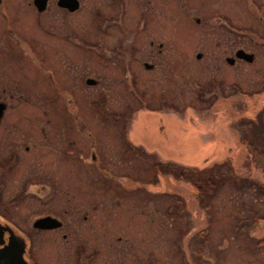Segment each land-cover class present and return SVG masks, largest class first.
Instances as JSON below:
<instances>
[{"label":"rangeland","instance_id":"rangeland-1","mask_svg":"<svg viewBox=\"0 0 264 264\" xmlns=\"http://www.w3.org/2000/svg\"><path fill=\"white\" fill-rule=\"evenodd\" d=\"M89 3L96 6L99 0ZM182 3L188 8L197 0ZM247 4L236 1L228 7L236 28L230 49L216 48L206 33L190 35L196 44L186 47L190 38L177 43L181 19L173 13L168 58L155 74L134 82L118 76L111 44L103 45L102 36L93 34L97 48L75 64L76 89L85 77L98 85L74 100L75 120L86 127L77 131L76 156L88 164L78 168L61 155L30 156L38 165L33 168L43 173L29 184L43 186L44 197L37 204L28 197L12 208V226L31 239L36 264H84L61 246L45 249L29 231L35 217L52 210L48 197L53 186L61 191L60 201L65 200L62 191L75 195L73 205H89L91 186L106 190L101 198L97 190L93 200L104 206L96 214L105 217L106 238L97 233L102 246L90 239L89 247L97 248L90 264H264V47L237 31L248 24ZM207 8L212 25L221 1L211 0ZM253 28L261 37L260 24L254 22ZM237 50L251 52L254 61L226 64L224 58H233ZM200 51L204 56L196 61ZM37 118L32 117L45 120ZM50 140L38 146L50 149ZM91 152L104 165L98 159L89 163Z\"/></svg>","mask_w":264,"mask_h":264},{"label":"flooded vegetation","instance_id":"flooded-vegetation-1","mask_svg":"<svg viewBox=\"0 0 264 264\" xmlns=\"http://www.w3.org/2000/svg\"><path fill=\"white\" fill-rule=\"evenodd\" d=\"M182 1L99 0L93 6L89 0H0V250L8 244L11 235L17 236L24 243L25 261L37 263V249L31 239L22 233L23 237L18 235L19 230L12 226L13 206L26 203L28 197L30 202L37 204V199L44 197L43 186L32 188L29 184L43 173L38 171L39 168H33L38 165L29 161L30 156L59 158L61 155L70 166L77 163L75 166L78 168L88 164L80 161L81 156H76L77 131L86 127L83 122L75 120L74 100L77 93H86V88L98 85L95 79L85 77L76 89L75 64L83 53L97 48V44L91 43L93 34L102 36L103 45L111 44L115 55L113 62L119 68L118 76L127 75L133 82L141 76L155 74L168 58L173 13L180 15L181 19L180 41L177 43L185 44L186 38H190L186 47L196 44L198 40L192 41L190 35L206 33L216 48H234L236 28L228 7H234L236 1L243 0H219L221 12H213L216 18L212 25L208 24L212 16L207 8L211 0H197L195 6L188 8L182 7ZM225 1L227 8L224 7ZM247 1L248 14L245 16L248 24L237 31L245 33L249 43H259L264 47V0H255L258 5L252 0ZM199 10L202 11L199 16L192 15L191 12ZM254 22L262 28L261 37L255 33ZM236 52L233 58L225 57L224 62L234 64ZM245 53L252 56L249 62L252 63L254 54ZM203 56V51L194 54L196 61ZM229 60L233 63L230 64ZM89 79L93 83H88ZM98 92L103 97L106 90L101 88ZM61 98L66 105L61 103ZM102 109L104 107L97 109L101 117L105 116ZM37 115L44 116L45 120H33L32 117L38 119ZM60 130L62 140L59 138ZM49 138L51 142L47 145L51 150L38 146L40 140ZM95 156L94 152L90 153L89 163L97 161ZM98 160L104 165L100 158ZM89 188L93 189L89 205H73L75 195L62 191L65 200L60 201L61 191L53 186L48 197L51 199L48 206L52 210L35 217L29 230L43 242L45 249L52 252L54 247L57 251L61 246L74 257L81 258L84 264H90L97 252L96 246L89 247L90 239L102 246L101 239L105 241L106 238L105 217L96 214L104 206L93 201L97 190L101 192L100 198L106 190L101 186ZM77 198L79 202L84 200L81 196ZM45 217L53 219L48 227H33L34 221ZM97 233L101 239H97Z\"/></svg>","mask_w":264,"mask_h":264},{"label":"water","instance_id":"water-1","mask_svg":"<svg viewBox=\"0 0 264 264\" xmlns=\"http://www.w3.org/2000/svg\"><path fill=\"white\" fill-rule=\"evenodd\" d=\"M235 58L246 62H250L252 60V56L242 50H237ZM229 63L232 64L233 60H229ZM87 82L93 83L90 79L87 80ZM51 222H53V219L50 217L37 219L34 221L33 227L38 229L46 228ZM24 249L23 240L17 236L11 235L8 244L0 250V264H28L23 258Z\"/></svg>","mask_w":264,"mask_h":264},{"label":"trees","instance_id":"trees-1","mask_svg":"<svg viewBox=\"0 0 264 264\" xmlns=\"http://www.w3.org/2000/svg\"><path fill=\"white\" fill-rule=\"evenodd\" d=\"M240 143H241V145L243 146V148L246 146V145L244 144L243 140H241ZM252 158L254 159V161L256 160V158H255L254 156H252ZM250 161H251V156H250ZM251 163H252V162H251ZM227 168H228V172L230 173V172H231V171H230V170H231L230 167L228 166ZM195 189H196L197 191L200 190V188H198V187L195 188Z\"/></svg>","mask_w":264,"mask_h":264}]
</instances>
